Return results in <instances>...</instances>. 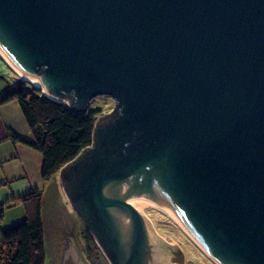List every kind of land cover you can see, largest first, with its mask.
<instances>
[{"label":"water","instance_id":"1","mask_svg":"<svg viewBox=\"0 0 264 264\" xmlns=\"http://www.w3.org/2000/svg\"><path fill=\"white\" fill-rule=\"evenodd\" d=\"M0 49L116 100L64 168L112 264H264V0H0ZM40 205L43 264H89L56 175Z\"/></svg>","mask_w":264,"mask_h":264},{"label":"trees","instance_id":"2","mask_svg":"<svg viewBox=\"0 0 264 264\" xmlns=\"http://www.w3.org/2000/svg\"><path fill=\"white\" fill-rule=\"evenodd\" d=\"M12 99L19 103L31 137H22L11 130L8 137L12 142H21L42 154L41 177L44 180L91 145L95 108L74 110L39 92L29 81L18 78L13 85L0 87V104ZM34 196L33 204L24 205L23 220L0 229V264H43L45 246L40 199L37 192L30 193L28 198ZM4 206H0V215ZM82 236L89 261L106 264L90 233L84 229Z\"/></svg>","mask_w":264,"mask_h":264},{"label":"crops","instance_id":"3","mask_svg":"<svg viewBox=\"0 0 264 264\" xmlns=\"http://www.w3.org/2000/svg\"><path fill=\"white\" fill-rule=\"evenodd\" d=\"M2 86L10 84L6 82ZM10 130L22 137H31L29 125L15 99L0 104V206L5 205L1 213L23 214L4 227L23 220L24 205L30 193L44 191L46 186L41 177L42 154L21 142H12L8 137ZM11 206L18 207L11 210ZM19 207L23 210L19 211Z\"/></svg>","mask_w":264,"mask_h":264},{"label":"rangeland","instance_id":"4","mask_svg":"<svg viewBox=\"0 0 264 264\" xmlns=\"http://www.w3.org/2000/svg\"><path fill=\"white\" fill-rule=\"evenodd\" d=\"M5 62V63H4ZM2 61V59L0 58V87L5 84L6 82H8L10 85L14 84L16 82V79H20L21 76L19 75V73H16L11 67L8 66L6 61ZM32 85H34L32 82H30ZM39 92L43 91L42 88H38ZM36 92V91H35ZM44 95L48 96L50 98V94L46 93V91H43ZM41 92V93H43ZM46 93V94H45ZM48 94V95H47ZM53 97H51L52 99ZM58 97H54V99H56ZM58 101L64 102L66 104H68L69 106H71V104L66 101L65 99L59 97V99H57ZM85 105V103L83 104ZM116 106V100L110 96V95H106V94H99V95H95L93 97H91L88 101V104L86 105V108H95V110L97 111L95 118H94V122H93V128H92V143L91 145H89L88 147L84 148L76 157H74L73 159L67 161L66 163H64L63 165H61L48 179L45 180V185L47 186L49 184V182L52 180V178L56 175L57 177V181L58 184L60 186V189L77 221V239H79L83 246H84V252H85V259L89 264H93L89 261L88 257H87V253L85 251V243L83 240V236H82V230H87L90 233L89 228L86 225V221L81 217L80 213L77 212V210L74 208V205L72 203V199L69 194H68V190L64 181V168L66 166H70V165H74V164H78L79 163V156L85 152H87L89 149L95 148L96 147V143H95V139L99 134V121L98 119L104 118L109 112H111L114 107ZM85 108V109H86ZM84 109V111H85ZM45 186V188H46ZM38 197L40 199V203H41V197L43 194V191H38L36 190ZM36 196H34V198L30 199L28 198V203L33 204V201H35ZM14 207H18V206H11V208L9 209H14ZM19 209V211H21V209L23 210V207H19L17 208ZM23 213H1L0 215V229L4 228V226H6L5 224H9L10 222H14L12 220H16V218H20V216H22ZM92 236V234H90ZM93 238V237H92ZM0 239H1V234H0ZM94 240V239H93ZM44 241V240H43ZM95 242V241H94ZM96 244V243H95ZM99 249V248H98ZM100 250V249H99ZM101 252V251H100ZM45 260V252H44V259H43V263Z\"/></svg>","mask_w":264,"mask_h":264},{"label":"bare ground","instance_id":"5","mask_svg":"<svg viewBox=\"0 0 264 264\" xmlns=\"http://www.w3.org/2000/svg\"><path fill=\"white\" fill-rule=\"evenodd\" d=\"M0 57L7 62L8 66L11 67L16 73H19V75L21 76L22 79H28L30 82H32L35 86H40L42 88L43 91H45L43 85L37 81L35 78L23 74L18 68H16V66L10 61V59L4 55V53L1 51L0 49Z\"/></svg>","mask_w":264,"mask_h":264},{"label":"flooded vegetation","instance_id":"6","mask_svg":"<svg viewBox=\"0 0 264 264\" xmlns=\"http://www.w3.org/2000/svg\"><path fill=\"white\" fill-rule=\"evenodd\" d=\"M90 234H92L91 231H90ZM92 237H93V239H94L97 247L100 249L102 256L105 258L106 264H112V261L110 260V258L108 257V255L106 254V252L103 250V248L101 247V245L99 244V242L97 241V239L95 238V236L93 234H92ZM149 264H151V263H149Z\"/></svg>","mask_w":264,"mask_h":264}]
</instances>
